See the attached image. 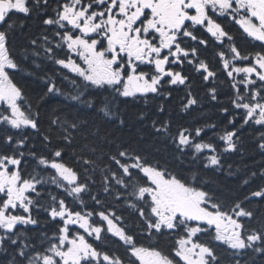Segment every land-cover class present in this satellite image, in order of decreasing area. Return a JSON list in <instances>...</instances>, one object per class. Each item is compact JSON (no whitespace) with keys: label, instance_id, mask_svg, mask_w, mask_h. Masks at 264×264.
Returning <instances> with one entry per match:
<instances>
[{"label":"trees","instance_id":"trees-1","mask_svg":"<svg viewBox=\"0 0 264 264\" xmlns=\"http://www.w3.org/2000/svg\"><path fill=\"white\" fill-rule=\"evenodd\" d=\"M60 7L50 0L27 16L11 15L5 32L17 68L9 80L26 124L4 123L8 111L0 107V165L9 163L29 192L16 214L0 198V264H43L64 233L88 238L68 225V214L92 229L94 257L86 264H139L134 253L142 250L172 264H188V253L200 250L206 264H264V117L254 108L264 102V81L245 82L238 72L260 46L248 45L239 27H225L232 42L220 53L233 45L240 58L205 54L210 76L187 68L184 85L165 78L126 97V59L86 56L70 29L55 26ZM133 163L202 192L236 218L237 236L220 241L215 229L182 217L160 223L142 192L147 178Z\"/></svg>","mask_w":264,"mask_h":264},{"label":"flooded vegetation","instance_id":"flooded-vegetation-1","mask_svg":"<svg viewBox=\"0 0 264 264\" xmlns=\"http://www.w3.org/2000/svg\"><path fill=\"white\" fill-rule=\"evenodd\" d=\"M47 1L50 0H0V107L17 105L21 99L9 80V74L16 71L5 45L11 15L27 16L33 7ZM54 1H59L62 8L58 9L55 20L64 24L65 32L71 30L70 41L94 56L107 49L116 59L134 56L137 60L135 71L143 68L146 75H158L160 80L166 78L172 86L184 85L186 78L182 72L187 68L199 73H213L209 61L219 58L220 47L230 39L225 32L228 26L239 27L248 45L260 46L257 51L250 50L244 58L253 70L252 74L264 75V0ZM145 74H134L140 78L137 94L143 92ZM177 75L180 80L174 79ZM154 78L150 77L151 80ZM12 178L15 184L11 187ZM156 191L164 202L160 203V211L165 213L170 206L173 209L178 197L176 191L168 184ZM27 192L26 182L18 181L6 169L0 171V198L5 199L6 206H11L13 214L18 209H26ZM0 214L5 213L0 210ZM222 223L219 221L215 226L219 229ZM70 254L78 255L77 259H69L77 264L90 255L89 252L80 255L72 251Z\"/></svg>","mask_w":264,"mask_h":264},{"label":"rangeland","instance_id":"rangeland-1","mask_svg":"<svg viewBox=\"0 0 264 264\" xmlns=\"http://www.w3.org/2000/svg\"><path fill=\"white\" fill-rule=\"evenodd\" d=\"M154 80L155 79L147 80L143 91H149L151 89L152 85H153ZM129 93H130V89L127 88L125 94H129ZM261 106L255 105L254 108L262 113ZM9 121L11 122V124H24L25 123L23 118H20L19 116L17 118L16 117L15 118H9ZM131 165L134 166L135 168L141 169L142 172L145 173L146 176H148V177L149 176H154L155 179H157L161 183H164L163 181H161L162 176L160 174L156 173L155 171L150 170L148 168H144L139 163H133ZM167 181L169 182L168 183V187L171 190H175L176 193H178L179 196L188 197V198L192 199L195 202V204H197L199 206V209H201V208L202 209H206L210 205V204L208 205V203L206 202V199H205V197H204V195L202 193L197 192V191L189 190V189L183 187L178 182H176L174 179H169ZM161 183L154 182L153 183V188L150 187L145 192L149 193L151 190L154 189V186H155L156 190L162 188L163 184L161 185ZM155 191L153 192L154 197H155V204H154V208L153 209H154L155 213L158 216L167 218L170 215L168 213L172 212V206H170L168 208L167 212H165V213L160 211V203L164 204V202H163V198L158 194L157 191L156 192ZM170 201H171V199H170ZM217 216H219V215H217ZM221 218L224 220V222H226L228 219H231L233 221V224H231V225L225 223V227L228 228L229 230L232 229V228H237L238 224H237V221H236L235 218H231V217H228V216L227 217L226 216H222ZM233 225H234V227H233ZM76 241H77V244L80 247H82V250L84 252H82L80 248H77V246L74 245V246L71 247V249L70 248L68 249V251L65 254L64 258H62L60 256L61 259L63 260V262L68 261L70 258H76V259L79 258L78 255H71L70 251L76 252L77 254H80V255L82 253L89 252V250H88L89 248H88V244L87 243H86V246L82 245L81 242H83V241L79 237H76ZM205 255L206 254L203 253L202 251L189 252L188 256L185 258V261L188 264H204L203 257L205 258ZM139 258L141 260L140 264H170V262H168L167 260L163 259L160 255H158L156 253H150V252L143 253L142 252V253L139 254Z\"/></svg>","mask_w":264,"mask_h":264},{"label":"water","instance_id":"water-1","mask_svg":"<svg viewBox=\"0 0 264 264\" xmlns=\"http://www.w3.org/2000/svg\"><path fill=\"white\" fill-rule=\"evenodd\" d=\"M176 212L187 218L193 224H206L208 222L206 215L201 213L189 199L179 201Z\"/></svg>","mask_w":264,"mask_h":264}]
</instances>
